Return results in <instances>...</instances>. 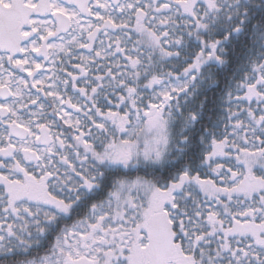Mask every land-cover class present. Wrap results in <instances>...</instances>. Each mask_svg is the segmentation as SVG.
<instances>
[{
	"label": "snow or ice",
	"instance_id": "snow-or-ice-1",
	"mask_svg": "<svg viewBox=\"0 0 264 264\" xmlns=\"http://www.w3.org/2000/svg\"><path fill=\"white\" fill-rule=\"evenodd\" d=\"M0 264H264V0H0Z\"/></svg>",
	"mask_w": 264,
	"mask_h": 264
}]
</instances>
